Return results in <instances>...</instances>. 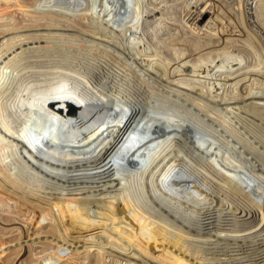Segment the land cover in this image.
I'll return each mask as SVG.
<instances>
[{"label":"bare ground","instance_id":"obj_1","mask_svg":"<svg viewBox=\"0 0 264 264\" xmlns=\"http://www.w3.org/2000/svg\"><path fill=\"white\" fill-rule=\"evenodd\" d=\"M0 264H264V0H0Z\"/></svg>","mask_w":264,"mask_h":264},{"label":"rangeland","instance_id":"obj_2","mask_svg":"<svg viewBox=\"0 0 264 264\" xmlns=\"http://www.w3.org/2000/svg\"><path fill=\"white\" fill-rule=\"evenodd\" d=\"M15 15L17 16L18 15V13L16 12L15 13ZM18 17H20V16H18ZM14 18H16L15 16H14ZM47 19L48 18H45V19H43L42 21L44 22V20L45 21H47ZM31 22V23H30ZM37 22V21H36ZM36 22L35 21H30V20H24L22 23H26V24H36ZM49 22H53V20H50ZM37 25V24H36ZM70 40V39H69ZM68 40V41H69ZM73 41H71L70 43H68V45H66L65 47H67V48H74L73 50L74 51H76V52H80V53H82V54H84V55H86V58H87V62H89V63H93V53L91 52L92 51V49L91 48H88V47H81V48H79L80 46L79 45H76L74 42L72 43ZM76 49V50H75ZM78 49V50H77ZM84 49V50H83ZM86 58L84 59H81L80 61H82L83 62V66H85V68L83 67L82 69H83V72L84 73H89L90 71H88V64L86 63ZM89 58V59H88ZM236 65H234L233 67H235ZM190 71H192V70H190ZM91 73V72H90ZM54 77V76H53ZM51 79V78H50ZM79 84H81V83H79ZM83 84H81V86H82ZM83 87H85L86 89H89L88 87H86V86H84L83 85ZM175 112V111H174ZM178 117V116H177ZM179 119H181V118H179ZM183 120V119H182ZM187 121V120H186ZM188 122H189V120H188ZM185 123V122H184ZM186 124V123H185ZM204 132L206 131V133H207V135H209V136H214V134H212L211 132H209L208 130H206V129H204L203 130ZM211 133V134H210ZM99 155V154H98Z\"/></svg>","mask_w":264,"mask_h":264},{"label":"water","instance_id":"obj_3","mask_svg":"<svg viewBox=\"0 0 264 264\" xmlns=\"http://www.w3.org/2000/svg\"><path fill=\"white\" fill-rule=\"evenodd\" d=\"M46 144H47V143H44L45 147H46ZM41 148H42V147H41ZM43 148H44V146H43ZM43 148H42V149H43Z\"/></svg>","mask_w":264,"mask_h":264}]
</instances>
